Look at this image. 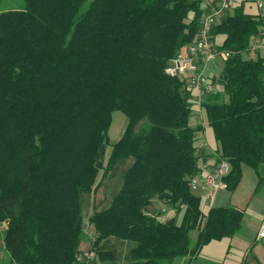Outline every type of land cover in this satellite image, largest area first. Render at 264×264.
<instances>
[{
  "label": "trees",
  "instance_id": "16d2710c",
  "mask_svg": "<svg viewBox=\"0 0 264 264\" xmlns=\"http://www.w3.org/2000/svg\"><path fill=\"white\" fill-rule=\"evenodd\" d=\"M24 2L0 11V249L15 264H83L86 253L91 264H173L233 237L244 210H204L189 188L203 127L190 125L185 80L165 71L195 40L202 1ZM263 32L264 16L243 5L211 32L229 57L202 106L221 145L217 161L231 165L230 192L244 165L264 184V58L243 57ZM116 111L128 123L99 167ZM127 161L110 205L85 228L82 196ZM156 203L174 214L162 221ZM84 240L88 251L79 249Z\"/></svg>",
  "mask_w": 264,
  "mask_h": 264
},
{
  "label": "crops",
  "instance_id": "0c3cea01",
  "mask_svg": "<svg viewBox=\"0 0 264 264\" xmlns=\"http://www.w3.org/2000/svg\"><path fill=\"white\" fill-rule=\"evenodd\" d=\"M260 1L264 3V0ZM240 5H243L244 13L248 15L257 16L264 13V8L258 9L255 0H236L235 8ZM215 40L220 46L223 36L218 35ZM254 51L257 53V57L264 58V35L259 38V45ZM208 73L216 77L212 69ZM204 98L200 104L193 105L190 125L203 127V130L197 134L196 141V145L203 144V148L200 150L203 157L199 163L214 164L218 162L217 160L222 154L221 145L216 141L213 129L208 124L206 111L202 106ZM127 123V117L123 113L113 112L108 130V139L112 140V145L122 137ZM221 126L235 130L238 128L231 120L222 121ZM236 133L237 138L241 139L238 132ZM234 139L236 140L235 137ZM227 149L230 152L237 151L235 144ZM127 164L129 165L130 161H127ZM247 169L251 168L244 165L242 179L234 192L221 190L216 194L212 204L209 201L202 202L204 210L214 206L227 205L244 210L240 230L231 238L211 241L197 255L181 258L173 264H264V239L258 238L259 228L264 223V184L259 185L255 171L251 169L252 172L247 174ZM168 211L171 217L174 212Z\"/></svg>",
  "mask_w": 264,
  "mask_h": 264
},
{
  "label": "built area",
  "instance_id": "2783aa9c",
  "mask_svg": "<svg viewBox=\"0 0 264 264\" xmlns=\"http://www.w3.org/2000/svg\"><path fill=\"white\" fill-rule=\"evenodd\" d=\"M201 1L205 14L195 40L182 47L177 55L170 59L165 70L168 75L185 80L192 105L200 104L206 95L216 91L214 76L206 70L219 53H222L224 58L229 57V53L219 51L211 32L213 27L235 8L236 4V0ZM255 1L258 9L262 10L264 3L260 0ZM258 45L259 38L254 41L251 49L255 50ZM196 147L200 151L203 144ZM230 172L231 165L226 159H221L214 164L201 162L198 164V172L189 181V188L191 192L200 196L202 202L209 201L212 204L219 191L228 190L226 178ZM167 212L165 207L161 209L159 218L162 221L170 217H166ZM258 238L264 239V223L259 228ZM80 259H83V264H91L94 257L91 253H86V256Z\"/></svg>",
  "mask_w": 264,
  "mask_h": 264
},
{
  "label": "rangeland",
  "instance_id": "374dc122",
  "mask_svg": "<svg viewBox=\"0 0 264 264\" xmlns=\"http://www.w3.org/2000/svg\"><path fill=\"white\" fill-rule=\"evenodd\" d=\"M25 6L24 0H1L0 4V11H5V10H11V9H22ZM216 46L219 47L218 42L215 40ZM246 59H256L257 53L254 50H250L247 53L244 54L243 56ZM223 60L224 56L222 53H219L215 59L213 60L212 63H210L208 72L210 69L213 70L214 74L219 75L222 65H223ZM210 68V69H209ZM112 145V140L109 139V146L105 150V156L103 159L104 165H106V162L108 160V157L111 153V146ZM127 163L120 164L118 165L112 173L110 172V175H108L103 182L101 183L100 187L94 191L91 194H84L82 196V207H81V214L83 216V219L85 220V228L87 227V220L89 216L94 212V211H100L105 208H107L114 195L118 192L122 181H123V174L124 171L127 167ZM247 174L252 172L251 169H247ZM100 180V178H99ZM162 208L161 204L156 203L155 204V210H160ZM170 213L166 214V217H169ZM193 241L196 239V233L193 232L191 234ZM90 248L89 242L86 240L81 241L79 249L81 251H88ZM0 264H15L11 261L8 253L4 249H0Z\"/></svg>",
  "mask_w": 264,
  "mask_h": 264
},
{
  "label": "water",
  "instance_id": "95a60500",
  "mask_svg": "<svg viewBox=\"0 0 264 264\" xmlns=\"http://www.w3.org/2000/svg\"><path fill=\"white\" fill-rule=\"evenodd\" d=\"M101 154H102V156H103V155H104V152H102ZM102 165H103V159H101V160L99 161V163H98V166H99V167H101Z\"/></svg>",
  "mask_w": 264,
  "mask_h": 264
}]
</instances>
